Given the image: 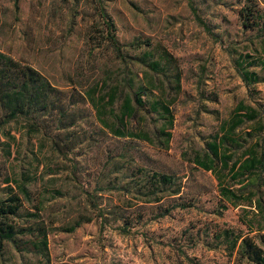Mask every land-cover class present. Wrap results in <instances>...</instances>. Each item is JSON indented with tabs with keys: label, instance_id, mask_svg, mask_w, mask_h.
Returning a JSON list of instances; mask_svg holds the SVG:
<instances>
[{
	"label": "rangeland",
	"instance_id": "1",
	"mask_svg": "<svg viewBox=\"0 0 264 264\" xmlns=\"http://www.w3.org/2000/svg\"><path fill=\"white\" fill-rule=\"evenodd\" d=\"M242 4L264 20V0H0V49L59 87L75 119L58 128L50 110L39 127L19 116L0 129V196L24 183L16 220L33 229L21 237L44 232L48 256L2 240L0 264H235L232 233L264 223V69L248 66L259 79L245 83L237 68L243 53L264 59V36L241 24ZM98 5L123 51L166 70L118 58ZM138 81L168 103L166 147L152 135L161 119L140 108L114 116ZM251 154L263 171L236 175ZM151 171L172 174L179 191L157 186L160 199L145 200Z\"/></svg>",
	"mask_w": 264,
	"mask_h": 264
},
{
	"label": "trees",
	"instance_id": "2",
	"mask_svg": "<svg viewBox=\"0 0 264 264\" xmlns=\"http://www.w3.org/2000/svg\"><path fill=\"white\" fill-rule=\"evenodd\" d=\"M13 8H17V0H13ZM257 8L254 4H242L238 9L240 22L245 27H254L260 25L264 36V20H261V15H258ZM98 15L101 19L102 27L104 29V36L108 40L114 54L122 59L130 61H138L143 65L149 67L156 72H164L166 68L160 64L157 59H147L143 55H129L122 50V46L114 33V23L110 15L106 12L102 5H98ZM256 64L264 69V59L260 56L254 57L250 54L243 53L237 63L242 79L245 83L253 82L259 79V75L253 69H248V66ZM132 77H130V81ZM174 84L178 87V74L173 76ZM152 92L150 85L138 81L136 87L132 89L130 94H125L119 105V111L114 109V116L119 122H123L125 116H130L134 113L136 108L145 110L156 118L161 119L160 123H155L152 129V135L156 137L157 142L163 147L167 146L170 132L166 129L171 125V112L168 103L163 101L158 96H149ZM144 95V96H143ZM112 101V98H111ZM52 110L54 112V123L60 127L71 125L75 119L72 113L68 111V107L64 100L63 91L50 83V81L42 74L36 67L27 61L13 57L8 52L0 49V129L9 120L16 117H23L31 127H39L44 124L42 119L43 114ZM114 131L118 135H135L139 138L151 140L149 137V130L140 129L133 131L126 127H114ZM70 131H68L69 133ZM55 140V139H52ZM0 144L9 143L0 139ZM6 151H8L6 149ZM263 171V162L260 157L251 154L246 161L240 165L239 171L236 175L249 173L257 177ZM149 182H146V191L144 194H152L145 200H158L160 195L156 194L154 187L164 186L168 189L169 194H175L179 191V184L175 183L176 179L172 174L158 171H151L148 174ZM5 182L10 179L5 177ZM15 190L11 184L6 185V193L0 196V241H10L16 250H32L39 251L45 255V261L48 259L45 251V233L38 231L37 239L22 238V234L32 233L33 226L23 225L17 222L16 217L19 214V209L22 206V197L28 196L27 187L23 182L17 183ZM150 190V191H149ZM256 188L252 191L249 197V202L256 203L259 206L260 195L253 196ZM222 193L228 192L227 188L220 190ZM257 194V193H256ZM29 214H34L29 212ZM87 220L89 217L86 218ZM78 221L68 227L72 229ZM39 228V227H36ZM255 232L253 235L241 234L240 232L232 233L229 239V245L236 247V261L235 264H241V260L251 264H264V223L255 225L253 227ZM250 227V229H253ZM46 264V262H44Z\"/></svg>",
	"mask_w": 264,
	"mask_h": 264
}]
</instances>
